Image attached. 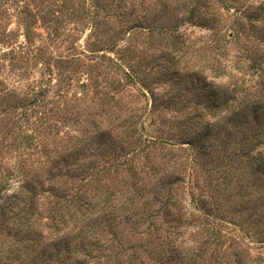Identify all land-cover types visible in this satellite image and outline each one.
I'll list each match as a JSON object with an SVG mask.
<instances>
[{
  "label": "rangeland",
  "instance_id": "1",
  "mask_svg": "<svg viewBox=\"0 0 264 264\" xmlns=\"http://www.w3.org/2000/svg\"><path fill=\"white\" fill-rule=\"evenodd\" d=\"M260 6L0 0V204L34 187L43 248L52 202L85 218L53 264H264V183L240 149L254 118L232 117L264 105ZM4 236L0 264H50Z\"/></svg>",
  "mask_w": 264,
  "mask_h": 264
},
{
  "label": "trees",
  "instance_id": "2",
  "mask_svg": "<svg viewBox=\"0 0 264 264\" xmlns=\"http://www.w3.org/2000/svg\"><path fill=\"white\" fill-rule=\"evenodd\" d=\"M257 15L250 16L248 19L250 21H255L258 19L263 20L264 8L262 6L257 9ZM227 103L228 98L218 103L214 107L215 109L224 108V105L226 106ZM245 107L251 111L255 125L252 127V129H248L249 127H247L246 134H242L244 135V141L241 142L242 147H240V149H242V155H246L247 158L244 160L242 166L244 168L250 167V170L253 172V174H256L254 182H257V180L260 179L261 182L264 183L263 157H261L260 153H257L259 156H256L258 157L251 154L249 155L251 151L264 145V105L257 102L254 104H245L244 107H239V109L234 113L235 116L232 117H234L233 121H235V119L238 121L236 126H239L240 128H244L246 123L245 118H243ZM190 143L192 144V142ZM54 175L56 176V174ZM6 186L7 184L5 180H0V198H2L1 193L6 190ZM28 186L29 187L24 186V184H19L18 190H16L11 195L5 196L2 204H0V231L5 233L3 240L8 242L7 244L10 246L8 250H11L13 257L15 258L23 255L28 256L30 254H34L32 256L33 261H36V257L37 261H40L41 263H59L61 260V254L67 255L74 248V245L71 242L72 238H69L71 228L75 226L77 222L84 221L85 218L80 219V208L79 206L77 208L74 207L78 205L76 201H70L71 203L65 204H62L64 202L59 201L52 202L51 206L49 207L48 214L46 215V223L48 228L55 232V236L52 243H50V248L41 247L44 236L39 231V229L34 228L35 219L40 213V206L36 198V192H34V187L31 185ZM70 206H73V208H70ZM61 209L64 210V214L59 212L62 211ZM202 218L204 220H208V215L205 214ZM70 225V230L64 232ZM81 226L82 225L80 224L78 227L80 229L79 232H81ZM59 232L62 235H59ZM81 241V247L83 250L87 244H93V240H89L85 234H81ZM2 252H4L3 249L0 250V253Z\"/></svg>",
  "mask_w": 264,
  "mask_h": 264
}]
</instances>
